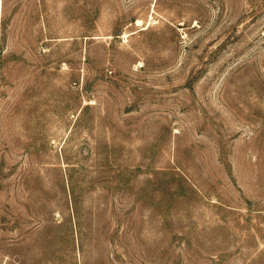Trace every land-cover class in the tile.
Segmentation results:
<instances>
[{"label":"rangeland","instance_id":"obj_1","mask_svg":"<svg viewBox=\"0 0 264 264\" xmlns=\"http://www.w3.org/2000/svg\"><path fill=\"white\" fill-rule=\"evenodd\" d=\"M0 264H264V0H0Z\"/></svg>","mask_w":264,"mask_h":264}]
</instances>
